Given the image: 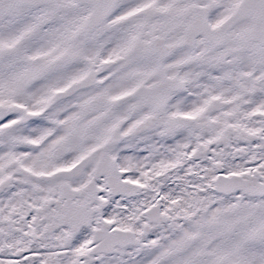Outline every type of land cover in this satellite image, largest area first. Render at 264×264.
Here are the masks:
<instances>
[{"label": "snow or ice", "instance_id": "1", "mask_svg": "<svg viewBox=\"0 0 264 264\" xmlns=\"http://www.w3.org/2000/svg\"><path fill=\"white\" fill-rule=\"evenodd\" d=\"M0 264H264V0H0Z\"/></svg>", "mask_w": 264, "mask_h": 264}]
</instances>
